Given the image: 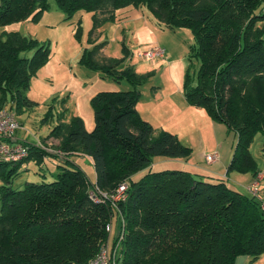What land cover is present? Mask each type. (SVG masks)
I'll return each instance as SVG.
<instances>
[{
    "label": "trees",
    "instance_id": "1",
    "mask_svg": "<svg viewBox=\"0 0 264 264\" xmlns=\"http://www.w3.org/2000/svg\"><path fill=\"white\" fill-rule=\"evenodd\" d=\"M67 18L92 13L93 28L115 20L116 11L144 7L160 29L190 30L189 60H197L193 79L186 74L185 102L203 110L233 132L236 143L230 172H261L249 147L262 136L264 154V0H54ZM48 0H0V27L38 17ZM260 24V25H258ZM93 46L80 62L104 77L126 80L127 91H102L90 100L94 126L86 131L79 117L59 122L45 139L58 141V153L22 143L28 156L0 160V264H88L109 240L107 226L117 217L124 229L117 264H234L239 256L255 260L264 253V210L248 193L232 189L226 178L188 171H152V159H187L191 150L176 135L153 127L136 109L147 74L128 62L130 53L99 63ZM46 43L17 31L0 35V111L20 114L37 103L26 91L50 57ZM95 52V53H94ZM54 101V100H53ZM52 101V102H53ZM53 105L42 122L53 118ZM61 113L58 120L61 121ZM87 156L94 183L73 162ZM56 161L49 182L12 181L34 161ZM138 179L133 177L138 174ZM43 177L44 175L39 172ZM127 186V200L114 209L92 194Z\"/></svg>",
    "mask_w": 264,
    "mask_h": 264
},
{
    "label": "rangeland",
    "instance_id": "2",
    "mask_svg": "<svg viewBox=\"0 0 264 264\" xmlns=\"http://www.w3.org/2000/svg\"><path fill=\"white\" fill-rule=\"evenodd\" d=\"M91 16V12L78 11L67 18V15L58 9L54 0H48V8L38 19L28 18L0 27V35L2 31H17L46 43L51 51L48 61L31 79L29 89L26 91L27 96L37 105L33 109L15 114L22 125L18 131V139L26 140V143L35 146L40 144L46 151L59 154L56 150L58 141L51 142L45 139L59 122L69 124L72 118L79 117L83 121L85 130L91 131L94 126L91 98L102 91H127L131 89V85L126 80L104 77L100 72L87 68L80 62L81 57L93 46H102L96 50V53L94 52V58L99 63H106L111 59H121L124 55L123 48H126L131 54V61L124 62L120 67L131 64L138 74L148 75L146 82L140 87L139 105L146 106L150 114L161 117V120H164L161 124L166 126L163 130L177 132L180 143L191 150L189 158L180 162L186 161L192 166L209 169L213 166L208 165L203 157L217 153L222 160H225L227 166L236 143L234 133L229 132L224 124L212 121L203 110L201 113L207 117L205 119L199 114L184 113L183 110L181 112L177 107L180 99H183L182 86L186 74H190L194 79L199 68L197 60H189V49L193 43L190 30L160 29L144 7L120 9L116 11L113 22L106 21L97 28H93ZM151 46L161 47L165 52L164 59H158L152 64L136 56L138 52L146 51ZM51 104L53 118L49 123H44L42 120ZM61 113L63 117L59 121L58 117ZM166 118L169 120L167 121ZM175 121L177 123L174 125L172 122ZM261 146L262 136L258 133L249 151L255 158L259 170L264 168ZM156 159L164 158L155 157L153 160ZM72 160L82 168L89 181L94 183L95 173L90 159L80 154ZM226 166L221 171L222 176H225L229 182L233 180V175L253 177L251 174L237 172H230L226 176ZM41 167L43 170H40L34 161L28 162L13 179L12 187L21 189L25 182H49L51 174L56 171L54 160L50 157L46 158ZM160 168L155 165L152 171H164ZM139 177L140 175L136 174L134 179ZM252 179L254 180V177ZM252 179L243 188L250 186ZM258 191L259 195L256 199L259 200L260 195L264 196V187L263 185L260 187V183ZM116 224L115 216L112 218L110 244L116 231L114 229Z\"/></svg>",
    "mask_w": 264,
    "mask_h": 264
},
{
    "label": "built area",
    "instance_id": "3",
    "mask_svg": "<svg viewBox=\"0 0 264 264\" xmlns=\"http://www.w3.org/2000/svg\"><path fill=\"white\" fill-rule=\"evenodd\" d=\"M139 59L146 62L155 63L158 59H164L165 52L159 46H151L146 51L138 52L136 55ZM131 59V57H130ZM21 128L19 121L13 112L9 110L0 111V160L4 162H18L28 156V151L22 142L15 140V133ZM42 147L40 144L38 145ZM43 148V147H42ZM205 162L212 164L217 161L218 154L211 153L206 155ZM264 177L263 172H259L252 182L246 187L248 194L254 198L258 197V186L260 180ZM91 198L94 202H104L108 200L114 209H118V205L127 200V186L120 184L112 193L106 194L99 192V194H92ZM109 238L111 234V224L107 226ZM124 229H120L117 234V242L115 247H112L110 240L103 245L96 256L88 262V264H117V252L120 242L123 239Z\"/></svg>",
    "mask_w": 264,
    "mask_h": 264
},
{
    "label": "crops",
    "instance_id": "4",
    "mask_svg": "<svg viewBox=\"0 0 264 264\" xmlns=\"http://www.w3.org/2000/svg\"><path fill=\"white\" fill-rule=\"evenodd\" d=\"M130 57H131V54H130ZM130 57H129V63L131 61ZM155 105H157V103H155ZM145 107L146 106H144V105L140 106L139 103H137L136 109H137L138 113L140 114V116L144 120L148 121L153 127L157 128V129H165L166 126H164V125L161 124V121H164V120H161V117H158L155 114H150ZM177 107H179L181 109V112L183 110V111H185L184 113L191 112L193 115L199 114V116H201L202 118H204V119L207 118L206 116H204V113H201V112H203V111H201V109L195 108V107H192V106H189L185 102L184 98L183 99H180L179 104H178ZM166 119H167V121L169 120V118H166ZM172 123L175 125L177 123V121L172 122ZM20 126L22 128V125L21 124H20ZM18 131L15 133V140L18 141V142H22V143H25L26 144V142H25L26 140L25 141H20L18 139L19 138ZM169 131H170V133L176 135V137H179L177 132H174L172 130H169ZM48 141L55 142V139L50 138ZM81 156H83V155H81ZM153 159H152V164L150 166L151 169H153V166L157 165V166L161 167L160 169H162V170H168V169H171V170H183L184 169L183 171H188V172L195 173V174L207 175V176L215 177V178H225V176L224 177L222 176L223 173H222L221 169H223L226 166V162H225V160H222V158L219 155H218V159H217L216 162H214L212 164H208V165L213 166V167H210L209 169H204L203 167L199 168V167L192 166L191 163H189V162L187 163L186 161H184L185 163L184 162L181 163L180 161L182 159H166V158H164V159H156V161H154ZM203 160L205 161V158ZM54 163H56L55 160H54ZM228 163H227V165H228ZM182 165H184V166H182ZM226 168H227V166H226ZM260 171L264 173V168L263 169H260ZM142 173L143 172L138 173V175L141 176ZM252 178H250L248 176H246V177H240V175H233V180L231 182H229V181H227V182L229 183L228 185L232 189L244 193V191L246 189L243 188V187L245 185H248L251 182L250 180ZM259 183H260V187L262 185L264 187V177L260 180ZM246 192H245V194H246ZM263 199H264V196H261L260 195V199L259 200L256 199V200L260 203L262 209L264 210V200ZM112 228H113V226H112V223H111V229ZM114 229H116V231L114 232V236H115L116 233H117V224L115 225ZM234 264H264V253L262 255H260V257L257 258V259H255V260H252V258L249 257V256H239V257H237L235 259Z\"/></svg>",
    "mask_w": 264,
    "mask_h": 264
}]
</instances>
